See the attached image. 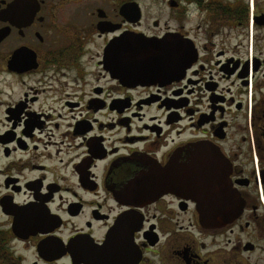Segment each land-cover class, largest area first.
<instances>
[{"label":"flooded vegetation","instance_id":"1","mask_svg":"<svg viewBox=\"0 0 264 264\" xmlns=\"http://www.w3.org/2000/svg\"><path fill=\"white\" fill-rule=\"evenodd\" d=\"M155 3L0 0V264H264V0ZM124 33L195 55L131 85L104 62ZM200 149L224 224L158 184Z\"/></svg>","mask_w":264,"mask_h":264},{"label":"water","instance_id":"2","mask_svg":"<svg viewBox=\"0 0 264 264\" xmlns=\"http://www.w3.org/2000/svg\"><path fill=\"white\" fill-rule=\"evenodd\" d=\"M173 40L171 36L155 39L124 33L105 48V65L114 77L131 85L165 81L182 74L195 55L188 45ZM198 153L178 167L176 174L162 175L158 184L161 192L169 190L193 200L202 224H224L240 211L241 203L229 187L227 171L216 151L200 149Z\"/></svg>","mask_w":264,"mask_h":264},{"label":"rangeland","instance_id":"3","mask_svg":"<svg viewBox=\"0 0 264 264\" xmlns=\"http://www.w3.org/2000/svg\"><path fill=\"white\" fill-rule=\"evenodd\" d=\"M145 1V7H152V8H156L158 5L155 3V0H154V3L152 2V0H144Z\"/></svg>","mask_w":264,"mask_h":264}]
</instances>
